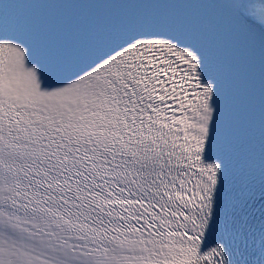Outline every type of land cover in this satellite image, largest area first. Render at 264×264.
Listing matches in <instances>:
<instances>
[{"label":"snow or ice","instance_id":"1","mask_svg":"<svg viewBox=\"0 0 264 264\" xmlns=\"http://www.w3.org/2000/svg\"><path fill=\"white\" fill-rule=\"evenodd\" d=\"M0 264H264V0H0Z\"/></svg>","mask_w":264,"mask_h":264}]
</instances>
